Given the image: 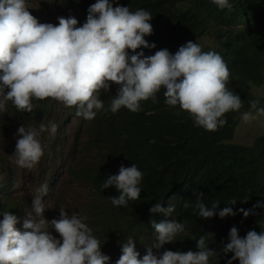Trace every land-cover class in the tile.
Returning <instances> with one entry per match:
<instances>
[{
	"label": "clouds",
	"instance_id": "9594fccd",
	"mask_svg": "<svg viewBox=\"0 0 264 264\" xmlns=\"http://www.w3.org/2000/svg\"><path fill=\"white\" fill-rule=\"evenodd\" d=\"M212 3L221 10L233 7L229 0ZM152 18L147 10L131 11L116 0H95L82 25L73 16L57 17V24L41 23L29 11L27 0H0V113L7 112L9 102L17 111L32 113L34 100L51 99L65 108H75L77 117L91 121L101 110L139 112L142 102L156 103L163 90L165 105L178 109L177 115L186 113L195 127L217 131L227 123L226 113L240 112L244 107L240 96L228 86L230 71L224 58L214 50L204 51L193 41L174 54L160 49L145 55L142 49L156 47L145 39L152 35ZM113 85L116 92L105 108L101 95L110 93ZM259 105L260 98L251 100L249 110L240 113L241 121H260L264 126V107ZM57 130L54 122L18 127L14 164L27 170L36 167L44 155L41 135L47 132L54 137ZM142 179L143 173L135 164L121 165L117 174L107 176L103 189L112 186L119 193L111 197L113 206H127L140 198ZM47 192V183L35 189L23 231L16 229L15 215L0 212V264H108L110 257L102 253L101 242L85 222L86 216L69 215L61 207L58 218H45L41 197ZM203 195L197 194L199 217L218 215L223 219L237 214L231 207L237 203L235 198L217 212L218 204L208 208L200 199ZM257 208H264V203L257 201L251 209L237 211L247 218L255 215ZM174 210V205L163 208L160 203L149 209L165 217H171ZM151 227L155 239L146 253L141 257L129 238L122 243L115 264H209L217 255L209 248V240L214 238L211 232L196 240V251L161 252L185 231V225L165 219L153 221ZM222 252L232 253L227 264H264V231L249 230L241 237L233 226Z\"/></svg>",
	"mask_w": 264,
	"mask_h": 264
},
{
	"label": "trees",
	"instance_id": "16d2710c",
	"mask_svg": "<svg viewBox=\"0 0 264 264\" xmlns=\"http://www.w3.org/2000/svg\"><path fill=\"white\" fill-rule=\"evenodd\" d=\"M94 2L59 0L57 17L73 16L82 25ZM116 3L131 11L147 10L153 16L149 21L152 35L145 39L156 47L142 49L145 55L160 49L174 54L186 42L210 36L213 45L202 49L222 55L230 71L228 86L240 96L244 107L240 112L226 113L227 123L215 132L195 127L186 113L177 115L178 109L165 105L163 90L157 94L156 103L142 102L136 113L123 108L115 114L101 110L88 121L77 117L75 108H65L66 120L80 123L78 132L87 137V146L95 151L98 161L94 168L77 173V178L89 183L93 191L92 216L96 219L89 227L107 252L121 255L122 243L132 238L136 251L145 254L155 239L151 223L176 219L184 223L185 231L176 241L164 245L161 252L196 251V240L211 232L214 238L209 240V248L217 255L209 259V264H227L232 253L225 255L222 250L231 227H237L241 237L249 230L264 231V208H257L256 214L247 218L237 211L251 209L257 201L264 203V135L250 146L229 143L240 113L249 110L252 88L264 83V0H229L231 11L219 9L212 0ZM57 23L56 19L53 24ZM115 92L113 85L110 93L101 95L105 108ZM33 103L36 107L27 113L17 111L9 102V114L28 126H37L49 110L50 99ZM57 139L54 136L52 142ZM131 164L143 173L140 198L127 206H113L111 197L119 193L112 186L103 189L104 181L108 175L117 174L121 165ZM3 186L0 184L1 189ZM199 193L204 194L200 199L208 208L218 204L217 212L235 198L237 203L231 207L237 214L223 219L218 215L199 217L195 207ZM156 203L163 208L174 205L171 217L151 213L149 209Z\"/></svg>",
	"mask_w": 264,
	"mask_h": 264
},
{
	"label": "rangeland",
	"instance_id": "374dc122",
	"mask_svg": "<svg viewBox=\"0 0 264 264\" xmlns=\"http://www.w3.org/2000/svg\"><path fill=\"white\" fill-rule=\"evenodd\" d=\"M27 2L29 11L39 22L53 23L57 19L56 3L59 0H27ZM193 42L202 47L213 45L210 36H204ZM251 94L252 99L260 98L259 106L264 107V83L254 86ZM64 111L65 107L62 104L50 99L49 110L41 122L56 123L58 130L55 136L58 139L57 142H52L54 137L49 136L47 132L41 135L44 155L39 164L31 170L17 167L12 157L16 140L19 138L16 135L17 129L21 125L27 128L28 124L11 116L8 107L6 113H0V184L4 185L2 189L0 188V212L10 211L17 217L15 225L17 230L23 231V221L31 210L35 189L45 183L48 184V192L41 197V200L46 208L44 216L47 220L58 218L61 207L65 208L69 215L77 213L86 216L85 222L88 226L96 219L92 216L94 202L92 187L77 178L78 172L94 168L98 162L96 153L87 146V137L81 136L78 132L80 123L75 120L67 121ZM263 135L264 126H261L260 121L245 124L239 116L229 143L250 146L256 138ZM53 234L56 235L54 232ZM101 251L110 257L108 264H115L120 256L115 251L107 252L105 249ZM143 255L142 253L141 257Z\"/></svg>",
	"mask_w": 264,
	"mask_h": 264
}]
</instances>
